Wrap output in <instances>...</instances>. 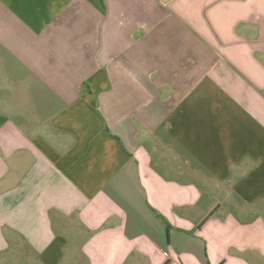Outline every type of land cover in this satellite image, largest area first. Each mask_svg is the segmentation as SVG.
Here are the masks:
<instances>
[{"label":"crops","instance_id":"0c3cea01","mask_svg":"<svg viewBox=\"0 0 264 264\" xmlns=\"http://www.w3.org/2000/svg\"><path fill=\"white\" fill-rule=\"evenodd\" d=\"M0 264H264V0H0Z\"/></svg>","mask_w":264,"mask_h":264},{"label":"built area","instance_id":"2783aa9c","mask_svg":"<svg viewBox=\"0 0 264 264\" xmlns=\"http://www.w3.org/2000/svg\"><path fill=\"white\" fill-rule=\"evenodd\" d=\"M158 249H159L164 255H167V253H166L164 250H162V249L159 248V247H158Z\"/></svg>","mask_w":264,"mask_h":264}]
</instances>
